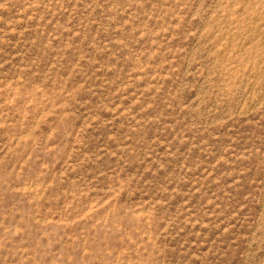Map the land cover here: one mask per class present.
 <instances>
[{
	"label": "rangeland",
	"instance_id": "rangeland-1",
	"mask_svg": "<svg viewBox=\"0 0 264 264\" xmlns=\"http://www.w3.org/2000/svg\"><path fill=\"white\" fill-rule=\"evenodd\" d=\"M0 264H264V0H0Z\"/></svg>",
	"mask_w": 264,
	"mask_h": 264
}]
</instances>
